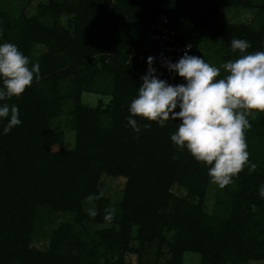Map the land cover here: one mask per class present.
<instances>
[{
	"label": "trees",
	"instance_id": "obj_1",
	"mask_svg": "<svg viewBox=\"0 0 264 264\" xmlns=\"http://www.w3.org/2000/svg\"><path fill=\"white\" fill-rule=\"evenodd\" d=\"M222 9L253 18L224 21ZM162 18L191 44L188 55L213 66L239 58L233 38L264 51V0H0V44L40 65L38 82L0 101L17 106L22 121L4 134L0 118V264H189L187 255L264 264V114L249 117L246 132L256 171L223 189L171 141L179 121L133 117L139 133L128 123ZM151 67L169 83L157 61ZM85 94L101 98L93 107ZM104 177L126 180L117 198L106 195Z\"/></svg>",
	"mask_w": 264,
	"mask_h": 264
},
{
	"label": "clouds",
	"instance_id": "obj_2",
	"mask_svg": "<svg viewBox=\"0 0 264 264\" xmlns=\"http://www.w3.org/2000/svg\"><path fill=\"white\" fill-rule=\"evenodd\" d=\"M250 47L248 41L233 38L231 49L241 55L218 67L186 52L177 63L167 64L186 81L176 86L156 76L155 68L151 67L154 58L149 57L148 73L142 77L138 95L130 103L128 123L137 133L141 128L133 117L161 127L169 120L179 121L171 141L178 150L186 149L205 165L211 182L221 189L232 184L246 168L249 172L257 168L250 162L246 132L251 129L249 117L255 119L264 114V51L249 53ZM221 69L227 75L221 77ZM39 79L38 62L31 63L14 43L0 44V101L21 97ZM19 115L17 106L0 105V118L8 120L4 134L22 123ZM103 195L101 192L87 199H100ZM259 195L264 198V186L260 187ZM105 212V220L111 222L115 209ZM96 214L89 209V215Z\"/></svg>",
	"mask_w": 264,
	"mask_h": 264
},
{
	"label": "built area",
	"instance_id": "obj_3",
	"mask_svg": "<svg viewBox=\"0 0 264 264\" xmlns=\"http://www.w3.org/2000/svg\"><path fill=\"white\" fill-rule=\"evenodd\" d=\"M167 19L162 18L157 25L153 26L155 30L160 29V33L154 31L149 34L150 40L157 44V51L152 52L146 58L153 57V61H157L159 74L168 77L169 84L175 85V72L171 71L167 64L168 62L177 63L180 58L187 52L189 54L192 50L191 44H182L179 42L178 34L175 31L166 29Z\"/></svg>",
	"mask_w": 264,
	"mask_h": 264
},
{
	"label": "rangeland",
	"instance_id": "obj_4",
	"mask_svg": "<svg viewBox=\"0 0 264 264\" xmlns=\"http://www.w3.org/2000/svg\"><path fill=\"white\" fill-rule=\"evenodd\" d=\"M221 18L224 21H232V22H236V21H242V22H250L253 18V14H249L246 11H241V10H229V9H222L221 10ZM100 96L97 95H91V94H85L83 95V102L85 104H88L90 106H96L98 104V101L100 100ZM105 101L107 102V99H105ZM72 133H69L67 136V145L71 146L72 145V138H71ZM125 179L123 178H111V177H104L102 179V183H103V187L105 190V193L107 196H110L112 199L117 198L123 187L125 184ZM55 218H62L63 217H55ZM50 226V225H49ZM48 226V228H49ZM54 226H51V229ZM50 229V228H49ZM134 261L136 260L135 257H131ZM186 260L189 264H199V256L196 255H187L186 256Z\"/></svg>",
	"mask_w": 264,
	"mask_h": 264
}]
</instances>
